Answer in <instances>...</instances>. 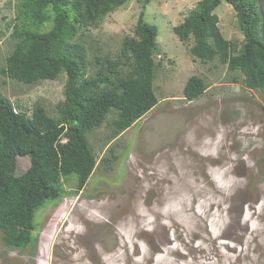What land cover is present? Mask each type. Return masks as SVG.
<instances>
[{"label":"rangeland","instance_id":"rangeland-1","mask_svg":"<svg viewBox=\"0 0 264 264\" xmlns=\"http://www.w3.org/2000/svg\"><path fill=\"white\" fill-rule=\"evenodd\" d=\"M16 2L0 0V90L18 111L31 115L42 103L55 115L65 73L36 84L2 73L15 46ZM197 2L130 0L84 32L90 58L114 57L144 11L159 30V102L116 140L113 112L88 131L98 158L89 182L38 211L27 248L6 246L0 232V264H264V90L234 82L226 65L194 58L192 43L179 39L174 26ZM216 13L225 37L241 44L231 5L222 0ZM193 75L208 88L189 101ZM111 145L117 158L107 168L100 162ZM17 162L20 175L30 157ZM77 178L66 186L75 190Z\"/></svg>","mask_w":264,"mask_h":264},{"label":"trees","instance_id":"trees-1","mask_svg":"<svg viewBox=\"0 0 264 264\" xmlns=\"http://www.w3.org/2000/svg\"><path fill=\"white\" fill-rule=\"evenodd\" d=\"M130 0H17L12 36L15 46L1 69L25 84L66 74L64 96L52 115L38 103L31 115L18 111L0 90V232L10 248H27L36 239V215L49 202L77 194L96 170L98 158L88 139L114 113L109 142L138 122L159 102L154 83L160 62L158 26L144 11L134 34L126 35L113 57L90 50L82 35ZM148 1V0H147ZM244 35L238 44L225 37L216 9L222 0H198L174 26L190 53L202 62L217 60L232 72L234 82L264 90V0H226ZM50 27L46 29V25ZM45 28V29H44ZM208 88L203 77L191 76L184 88L193 101ZM109 126V127H110ZM100 163L110 168L117 158ZM19 156L30 166L17 174ZM76 175V189L66 184Z\"/></svg>","mask_w":264,"mask_h":264}]
</instances>
